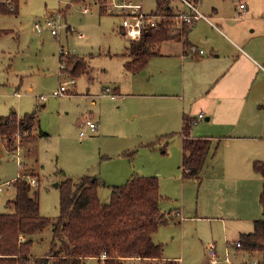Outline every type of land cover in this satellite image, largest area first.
<instances>
[{
    "label": "rangeland",
    "instance_id": "1",
    "mask_svg": "<svg viewBox=\"0 0 264 264\" xmlns=\"http://www.w3.org/2000/svg\"><path fill=\"white\" fill-rule=\"evenodd\" d=\"M127 1L141 4L146 18L157 8V0ZM227 3L201 0L199 6L205 11ZM110 6V0H20L18 15H0V119L35 112L39 126L33 133L48 134L38 136L35 143L20 132L0 138V213L13 211L7 203L15 199L19 176L36 179L31 185L39 189L41 214L51 219L60 214L66 178L99 177L106 185L99 196L109 201L110 188L124 185L133 175L157 177L163 196L160 208L174 216L154 237L164 247V258L179 264H210L211 244L225 255L228 243L239 236V225L251 232L253 221L262 217V177L254 175L258 179L251 184L244 166L233 159L235 151L216 148L214 142L200 180L183 177L181 135L177 130L165 132L173 126L164 125L160 119L164 117L154 111L170 110L167 101L148 98V78H157L159 69L150 63L136 75L125 70L129 39L121 26L123 19L133 16ZM58 14L63 29L55 37L45 23ZM61 48L85 57L89 73L74 79L70 95L55 97L60 83L73 79L61 75ZM107 88H119L120 94L112 97ZM87 118L97 123L95 132L86 127ZM36 236L33 251L43 253L51 242V227Z\"/></svg>",
    "mask_w": 264,
    "mask_h": 264
},
{
    "label": "trees",
    "instance_id": "2",
    "mask_svg": "<svg viewBox=\"0 0 264 264\" xmlns=\"http://www.w3.org/2000/svg\"><path fill=\"white\" fill-rule=\"evenodd\" d=\"M187 1L196 5L200 0ZM19 2L0 0V15H18ZM172 5L173 0H157L156 10L148 14L156 19L155 28L147 26L141 39L129 41L124 64L127 72L138 74L145 69L152 58L160 56L163 42L183 37L185 40L189 26L174 28L176 13ZM64 56L67 55L60 56L65 65L63 74L75 79L89 73L85 57L74 55L64 60ZM193 120L183 117L181 169L184 178L199 181L212 140L192 137ZM38 126L35 112L20 119L14 113L0 119V138L9 139L20 132V136L35 143L38 136L48 135L41 131L36 136L33 132ZM253 167L264 179V163L255 161ZM14 183L15 199L7 203L13 211L0 213V264H86L90 258H96L98 264H125L128 260L179 264L165 260L163 245L153 239L162 225L174 221V216L160 208L163 196L157 177L133 175L124 185L110 188L109 201L99 196V190L106 186L99 177L66 178L61 185L60 214L56 219L41 214L38 188L21 176ZM260 205L263 218L254 221L253 231L240 235L241 247L237 249L246 256H258L264 264V182ZM47 227L52 229L51 242L40 257L43 253H35L33 245L36 235Z\"/></svg>",
    "mask_w": 264,
    "mask_h": 264
},
{
    "label": "crops",
    "instance_id": "3",
    "mask_svg": "<svg viewBox=\"0 0 264 264\" xmlns=\"http://www.w3.org/2000/svg\"><path fill=\"white\" fill-rule=\"evenodd\" d=\"M177 1L173 8L176 14L191 13L185 2ZM200 2L192 4L203 17L189 26L185 40L163 42L160 56L149 61L148 66L152 63L158 67L159 78H148V98L167 101L170 110L154 109L164 117L160 118L164 125L173 126L165 132L177 130L183 140V117L194 118L196 129L191 131L192 137L209 138L216 148H232L233 159L244 166L251 184H255L258 178L254 175L258 173L252 172L254 162L264 163V0H246L247 10L243 14L238 0H228L225 5L205 11H201ZM185 43L197 46L204 54H189ZM175 47L176 51H172ZM107 90L112 97L120 94L119 88ZM200 114L204 117L199 118ZM261 180L263 185V177ZM261 215L259 219L263 212ZM249 231L239 225L237 240L227 245L226 251L235 264L248 258L235 244L242 233ZM213 245L223 259L227 253L220 255L216 244L210 247Z\"/></svg>",
    "mask_w": 264,
    "mask_h": 264
},
{
    "label": "built area",
    "instance_id": "4",
    "mask_svg": "<svg viewBox=\"0 0 264 264\" xmlns=\"http://www.w3.org/2000/svg\"><path fill=\"white\" fill-rule=\"evenodd\" d=\"M185 2V4L190 8V12H179L176 14V26L174 27L175 29L179 28L182 25L185 26H191L197 19L203 17L202 14L196 9V7L190 3L187 0H182ZM111 6L110 9H120L123 11H128L131 13L133 17L123 19L122 20V31L124 32V35L129 39V41H137L141 39L142 34L147 26L154 27L156 26V19L155 18H146L147 16L144 15V12L142 11V5L141 4H134L130 1L127 0H110ZM238 7L240 13H245L247 10V3L246 0H238ZM109 9V10H110ZM85 12L89 11V8L84 9ZM45 25L47 28H49L51 34L55 37H59L61 35L62 29H63V20L61 14H58L57 16L50 17L47 19ZM36 29L39 31V33L42 30V27L39 23L36 24ZM80 38H83L84 36L81 34L79 35ZM187 52L191 55H203L204 51L197 46H189L187 49ZM70 52L65 51L63 48L60 50V56L61 55H68ZM65 67L64 63H61V75H62V69ZM74 79L61 82L58 90L53 92V96L55 97H60V96H65L69 95L70 89L69 86L74 84ZM108 93L109 90H106ZM40 100H44V97H40ZM204 115L200 114L199 118H203ZM85 125L86 127L91 131L95 132L98 128V125L96 122H94L92 119L87 118L85 120ZM194 123V121H193ZM86 132L82 131L80 133V136L83 137L85 136ZM30 184L34 185L35 180H28ZM1 191V188H0ZM236 248L241 247V242L238 241L235 244ZM106 255L103 254V258ZM232 255L230 253H227L226 256L223 259H220L217 255L216 248L215 246L210 247V264H235L231 260ZM245 260H243L239 264H262V260L258 256H247Z\"/></svg>",
    "mask_w": 264,
    "mask_h": 264
},
{
    "label": "water",
    "instance_id": "5",
    "mask_svg": "<svg viewBox=\"0 0 264 264\" xmlns=\"http://www.w3.org/2000/svg\"><path fill=\"white\" fill-rule=\"evenodd\" d=\"M56 186H58V185L56 184Z\"/></svg>",
    "mask_w": 264,
    "mask_h": 264
}]
</instances>
